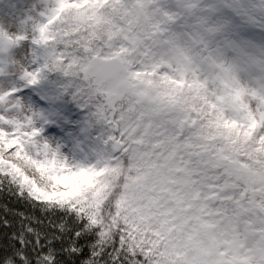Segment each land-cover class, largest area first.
I'll return each instance as SVG.
<instances>
[{
  "label": "snow or ice",
  "instance_id": "6c2138e0",
  "mask_svg": "<svg viewBox=\"0 0 264 264\" xmlns=\"http://www.w3.org/2000/svg\"><path fill=\"white\" fill-rule=\"evenodd\" d=\"M39 15L32 38L0 28V53L31 40L24 78L67 76L105 158L74 167L0 125V184L63 211L60 239L29 226L0 264H264V80L245 87L224 58L221 0H55Z\"/></svg>",
  "mask_w": 264,
  "mask_h": 264
},
{
  "label": "rangeland",
  "instance_id": "374dc122",
  "mask_svg": "<svg viewBox=\"0 0 264 264\" xmlns=\"http://www.w3.org/2000/svg\"><path fill=\"white\" fill-rule=\"evenodd\" d=\"M221 2L225 21L220 40L222 54L238 70V78L245 87H251L253 80L258 86L264 77L252 75L251 62L245 53L264 52V45L252 39L264 35V0ZM54 4L55 0H0V28L32 38L44 19L39 13ZM35 52L31 40H21L0 53V67L5 69L0 73V97H3L0 125L31 128L34 134L39 133L41 145L47 141L53 152L74 167L99 163L105 158L104 147L98 139L101 126L93 123L88 108L74 96L69 78L59 72H49L42 74L37 84H31L19 70L20 66L28 67L35 61ZM10 89H19V92L9 97ZM32 151H38L35 142Z\"/></svg>",
  "mask_w": 264,
  "mask_h": 264
},
{
  "label": "trees",
  "instance_id": "16d2710c",
  "mask_svg": "<svg viewBox=\"0 0 264 264\" xmlns=\"http://www.w3.org/2000/svg\"><path fill=\"white\" fill-rule=\"evenodd\" d=\"M61 216H63L62 210H45L27 195L20 196L17 193V186L9 178L3 180L0 184V251L15 249L16 239L22 234L31 242L34 236L26 232L29 226L37 229L41 236H47L49 241L55 243V239L61 237L55 234V239L53 238L51 224L57 222L58 217ZM69 247L66 245L63 253L66 254ZM32 250L37 251L35 248ZM49 251L53 250L49 249ZM58 258L61 259V264H64L62 256Z\"/></svg>",
  "mask_w": 264,
  "mask_h": 264
},
{
  "label": "clouds",
  "instance_id": "9594fccd",
  "mask_svg": "<svg viewBox=\"0 0 264 264\" xmlns=\"http://www.w3.org/2000/svg\"><path fill=\"white\" fill-rule=\"evenodd\" d=\"M252 39L260 43L261 45H264V35H262L259 38L253 36ZM245 55L248 56V59L251 62L249 71L252 73V75L258 74L264 77V52H250V53H245ZM251 85H252L251 87H256V82L253 80L251 82ZM252 103H254V101Z\"/></svg>",
  "mask_w": 264,
  "mask_h": 264
}]
</instances>
